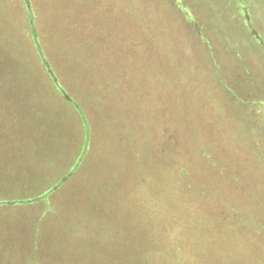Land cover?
Listing matches in <instances>:
<instances>
[{"label": "rangeland", "instance_id": "1", "mask_svg": "<svg viewBox=\"0 0 264 264\" xmlns=\"http://www.w3.org/2000/svg\"><path fill=\"white\" fill-rule=\"evenodd\" d=\"M30 3L32 11L22 0H0V67L10 69L4 80L0 78V97L10 99L7 90L29 85V81L20 82L26 71L21 69L19 59L11 57L7 45H15L12 48L19 50L34 71L43 68L41 54L46 57L45 52L54 51L62 70L77 80L89 77L90 83H83L88 91L93 88L92 80L98 88L88 93L93 97L88 112L101 128V136L94 126L93 140L84 143L88 147L98 145L100 150L94 155L87 145L82 147L80 156L85 152L89 158L87 168L52 204L43 197L48 192V196L55 194L50 193L54 179L44 180L48 192L40 197L0 201V209L6 206L8 212L13 211L11 207H20L15 216L3 214L6 217L0 219V264H112L107 256H93L98 251L86 243L93 235L82 232L81 226L106 217L114 222L120 220L119 224L136 229L140 236V216L147 217V224L152 225V206L163 205L172 198V145L174 152H183L186 136L196 131V125L204 129L208 114L207 122L218 125L217 134L210 138L201 134L200 140H209L211 145L214 137L222 156L234 162L247 154L251 158L246 159L248 168L259 166L253 170L263 175L264 136L259 137L263 132L257 126H264V0ZM218 77L230 82L240 99L230 100ZM246 102L248 105L243 104ZM218 105L226 106H221L224 113H217ZM232 106L234 114L249 112L248 124L254 127L258 139L250 141L248 136L238 134L241 122L236 116L230 117L227 109ZM6 109L10 115L9 103ZM5 126L11 133V125ZM37 142L32 143L34 160L42 163L50 158L49 167L56 168V153L48 149L44 140ZM203 143L194 146L204 148ZM194 158L191 157L194 165L202 167L201 161ZM71 169L66 166L64 172ZM58 174L53 176L55 186L59 185ZM200 177L205 178L202 174ZM259 183L260 180L256 186ZM249 185L245 180L230 195L239 210L250 214L246 216L247 231L241 229L235 236L233 260L240 264L246 258L248 264H264V201L260 200L264 183L257 190ZM28 205L42 207V211L26 214ZM210 206V211L215 208ZM150 215L164 218L157 225L159 237L153 239L159 244L164 243L163 238L170 231L179 234L184 225L183 216L177 215L178 219L173 220L152 211ZM134 238L125 249H119L120 257L143 261L146 251ZM175 254L157 250L146 258H156L161 264H178L180 259ZM184 255L181 264H190L189 255Z\"/></svg>", "mask_w": 264, "mask_h": 264}, {"label": "trees", "instance_id": "2", "mask_svg": "<svg viewBox=\"0 0 264 264\" xmlns=\"http://www.w3.org/2000/svg\"><path fill=\"white\" fill-rule=\"evenodd\" d=\"M22 1L27 10H33L30 0ZM12 46L15 45L9 44L6 46V50H9L11 57L19 59V65L22 67L20 68L23 69V71H32L24 61V57L20 54L19 50L12 48ZM39 49L38 47L37 50L39 51ZM41 56L43 66L41 70H45L55 86L62 91L63 87H61L62 84L56 73V69L47 61L43 54H41ZM9 70L8 67H0L1 80H4L5 76H8L7 71L9 72ZM220 78L221 77H218L219 83L223 86V89L228 91L226 92L228 98L230 100L240 99L232 91L231 87H233V85ZM66 97H68L69 101L71 100L68 95ZM210 102H212V100ZM243 104L248 105V102ZM261 104V107L263 106L262 108H264V103ZM209 106L213 108V105ZM221 106L223 109L226 107L223 105L216 106V111L219 114L225 112ZM227 109L231 115L230 117L236 116V119H239L241 122V125L239 123V127L237 128L238 134L241 133V135L248 136L250 141L258 139L253 133L254 127L248 124L251 122L246 117L247 113H249L247 110L239 114H234L233 112L236 110L233 106ZM208 118L209 114L204 118V129L201 128L200 125H196V131L186 136V151L184 149L182 152L177 149L174 152V146L172 144L175 138L173 137L170 155L171 161L173 159L174 162L173 168L171 167V174L173 175L171 185H173V189L170 197L172 198H169L166 203L163 202L165 205L158 204L155 208L152 206L153 210L149 211L150 217L148 216L152 221V223L150 222L152 225L147 224V217L140 216V236L137 234L136 229L129 226L124 227L119 224L120 220L114 222L102 216H100L102 218L96 223L86 222L81 226L80 230L82 232H89L93 235V238L86 240V243L98 251V254H96V252L93 254L92 251L95 258L101 256V258L106 259L105 256H107V260H112V264H161L162 262L156 258L149 261L153 251L160 250L163 254H167L169 251H175L176 259H180L178 264L182 263V259L185 257L184 254L189 255L190 264H239L234 263V252L232 248L238 231L241 229L247 231L249 228L246 216L250 214H245L241 209L239 210L236 206V199L233 198V196L230 197V195L232 193L235 194L238 187L242 186L245 180L253 186L254 190H257V186L260 183H264V171L261 169L260 171H263V175H259L257 171H255L258 170L259 166L257 169L253 166L252 168L255 170L248 168V160L246 159L251 158L248 157L247 154L236 162H234L232 158L222 156L220 150L216 148V140L214 137L211 145L207 143L209 140L203 143L200 140L202 139L201 134L210 138V136H215L218 130V125H215L213 121L209 120V122H207ZM253 120L255 121L257 118H253ZM257 128L259 132H263V135L261 134L259 137H263L264 126L259 124ZM201 143L205 145L204 148L201 146H194V144L199 145ZM224 149H226L225 146ZM191 157H195V160L201 161L202 167L196 164L194 165ZM242 162H244L243 165ZM200 174L205 178L203 179V177H200ZM260 177L263 178L260 179ZM259 180L260 183L256 186ZM148 182L151 183L150 178ZM261 193L260 200L264 201V191H261ZM136 204L134 205L136 206ZM212 204L215 208L210 211L209 207H212L210 206ZM177 209H179L181 213L177 212ZM151 211L152 213L155 212L156 215H168V217L173 220H175V218L178 219L177 215L183 216L184 225L179 234L170 231L169 235L167 233V237L163 238V244L154 242L153 239L159 237L157 225L159 221H162L164 218H152L150 215ZM141 214H143V210ZM107 222L108 224L105 225ZM134 237H136L137 240L139 239V244L142 249L146 251V256L143 261L136 260V262H133L132 259H127L125 255H123V259L120 257L119 249H125L127 245L131 244L130 242L135 240ZM148 256L150 257L146 258ZM122 260H124V263H121ZM240 264H248L247 259L245 258Z\"/></svg>", "mask_w": 264, "mask_h": 264}, {"label": "crops", "instance_id": "3", "mask_svg": "<svg viewBox=\"0 0 264 264\" xmlns=\"http://www.w3.org/2000/svg\"><path fill=\"white\" fill-rule=\"evenodd\" d=\"M41 45L43 46L42 42ZM45 55L48 62L57 63V66L52 65L62 84V91L55 86L45 70H32L26 72L22 80L29 81V85L7 90L6 95L10 99L0 97V201L2 202L7 199H27L34 195L40 197L45 191L48 192L46 186H43L44 180L54 179L52 183L54 188L50 193L55 191V194L48 196V192L43 197L52 204L51 201L55 202L57 195L60 196L71 188L74 180L82 173V169L87 168L89 161L86 160L89 158L85 152H82L80 156V152L87 145V139L90 143L93 140L94 126L95 132L99 137L101 136V128L94 124V116L88 112V107L92 105L93 100L88 93L98 89L95 87L94 80L91 83L93 88L88 91L83 83L84 81L90 83L89 77L77 80L69 72L62 70V63L59 62L54 51L45 52ZM67 95L72 101H69ZM8 103L11 106L10 115L6 114ZM131 112L136 115L135 109L132 108ZM6 124L11 125V133L6 131ZM64 138L67 141H64ZM37 140H44L48 149L56 153L53 159L56 168L49 167L50 158L42 161V163L46 162L45 165L34 160L32 143L37 145ZM85 140H87L86 143H84ZM88 148L95 153L94 155L100 150L98 145ZM66 166L72 169L64 172ZM56 173H59L58 186H55L56 177H53ZM2 202L0 205H3ZM34 206L36 205H28L26 214L34 215L42 211V207ZM11 208L13 209L11 212L5 211L6 206L1 208L0 212L1 210L5 212L0 214V219L15 216V210L20 209V207Z\"/></svg>", "mask_w": 264, "mask_h": 264}]
</instances>
